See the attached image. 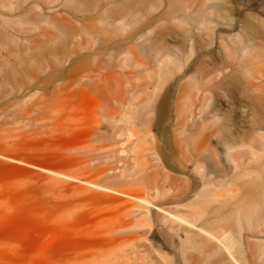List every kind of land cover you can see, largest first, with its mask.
<instances>
[{"label":"rangeland","instance_id":"1","mask_svg":"<svg viewBox=\"0 0 264 264\" xmlns=\"http://www.w3.org/2000/svg\"><path fill=\"white\" fill-rule=\"evenodd\" d=\"M186 1L220 9L210 15L214 32L229 34L220 26L224 17L232 19L234 32L244 34L245 24L253 25V41L261 49V0ZM99 13L90 17L85 36L73 35L71 45L51 41L55 48L49 51L13 43L15 53L0 65V264H86L101 256L110 264H161L160 256L182 264L174 256L180 232L157 231L152 209L128 203L129 194L152 199L145 176L151 165L167 171L163 157L185 164L176 176L198 181L196 199L209 197L207 209L225 217L236 240L261 244V141L245 174L233 169L226 153L264 132L261 79L241 76L240 92L191 25H184L190 33L183 37L160 31L162 21L137 33L135 18L114 21ZM133 35L137 39L130 40ZM22 51L36 60L15 62ZM167 54L171 71L188 70L180 82L186 89L168 100L169 116L157 129L152 120L161 90L154 85ZM261 64L260 58L256 69ZM203 82L205 91L189 93V84ZM187 159L197 162L199 172ZM240 206H250L249 216ZM139 212L150 222L126 232L122 223Z\"/></svg>","mask_w":264,"mask_h":264},{"label":"bare ground","instance_id":"2","mask_svg":"<svg viewBox=\"0 0 264 264\" xmlns=\"http://www.w3.org/2000/svg\"><path fill=\"white\" fill-rule=\"evenodd\" d=\"M13 4L15 6L11 8ZM219 10L212 3H189L186 0H60L59 2L58 0H0V65H5L9 60L8 55L15 53V50L10 48L13 43L17 46L33 45L36 49L49 51L55 48L49 45L51 41L58 40L63 47L71 45L73 35L85 36L89 32L88 21L92 15L100 14L99 12L114 21H123L128 17L135 18L138 21L137 33L149 29L156 21H162L160 31L173 37H183L190 33L185 26L191 25L200 38L205 40L206 46L216 54L222 67L229 70L227 78L240 92L244 91L241 87V76L261 79V110L264 111V31L258 37L261 39V49L254 44L253 39L258 33L251 24H245L244 34L234 32L232 19L224 17L226 22L221 23L220 26L221 29L230 31L229 34L223 31L214 32L212 26L214 19L210 15H217ZM6 11L9 12V16ZM261 14L264 16V0H261ZM259 22L260 27L264 28V18H260ZM135 35L129 39H137ZM17 36L20 39H16ZM130 49L133 57L140 60L133 50L134 47L130 46ZM260 58L261 71L256 69V63ZM170 59V54H167L160 61L162 64L158 72L160 81L154 85L156 90H161V97L155 104V116L152 120V125L157 129H161L163 119L169 116L168 100L173 95L180 96L179 94L186 89L180 85V82L186 78L188 70L183 68L180 73L171 71ZM14 60L19 64H25L30 60H36V57L34 54L22 51L16 52ZM207 86V82L189 84L188 91L191 93L195 90V94L202 93L208 88ZM238 116L239 121L244 122L247 113L241 109ZM259 140L261 154H264V132L250 141L251 146L240 142L226 152L236 172L245 174L247 161L254 156V148H257ZM186 162H190L195 172H199L196 161L187 159ZM163 164L164 170L167 171L160 170L157 165H151L152 172L145 176L147 189L153 193H151L152 199L147 198V194L146 196L129 194L128 197L132 201L128 203L137 209H152L158 218H150L151 227L153 225L157 231L180 232L179 249L176 254L174 253L176 262L264 264V241L261 244H254L244 239L236 240L229 227L224 224L225 217L219 216L217 209H207L211 201L209 197L196 199L199 195L198 181L192 178L188 182L176 176L177 173L184 172L185 164L179 161L170 162L167 157H163ZM247 201L250 203L251 198ZM238 210H243L244 214L249 216L250 206H240ZM148 220V216L144 218L139 212L123 222L121 227L125 228L126 232H138ZM99 258L94 261L91 259L86 264H110L105 256ZM160 260L161 264H171L164 256H160ZM116 264H127V262L122 260Z\"/></svg>","mask_w":264,"mask_h":264}]
</instances>
